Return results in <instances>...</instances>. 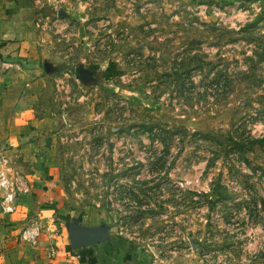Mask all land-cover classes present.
I'll use <instances>...</instances> for the list:
<instances>
[{
    "label": "rangeland",
    "instance_id": "obj_1",
    "mask_svg": "<svg viewBox=\"0 0 264 264\" xmlns=\"http://www.w3.org/2000/svg\"><path fill=\"white\" fill-rule=\"evenodd\" d=\"M20 1L69 220L146 264H264V0Z\"/></svg>",
    "mask_w": 264,
    "mask_h": 264
},
{
    "label": "crops",
    "instance_id": "obj_2",
    "mask_svg": "<svg viewBox=\"0 0 264 264\" xmlns=\"http://www.w3.org/2000/svg\"><path fill=\"white\" fill-rule=\"evenodd\" d=\"M43 41L33 9L0 0V155L21 177L16 212L0 205V264H146L126 242L106 238L80 213L69 220L62 207L51 145L60 116L41 107L50 68Z\"/></svg>",
    "mask_w": 264,
    "mask_h": 264
},
{
    "label": "built area",
    "instance_id": "obj_3",
    "mask_svg": "<svg viewBox=\"0 0 264 264\" xmlns=\"http://www.w3.org/2000/svg\"><path fill=\"white\" fill-rule=\"evenodd\" d=\"M20 178L19 173L10 167L9 160L0 155V205L4 214H13L17 210ZM32 235L30 229L22 232L26 241L32 240ZM49 252L52 256L56 253L54 245H49Z\"/></svg>",
    "mask_w": 264,
    "mask_h": 264
},
{
    "label": "water",
    "instance_id": "obj_4",
    "mask_svg": "<svg viewBox=\"0 0 264 264\" xmlns=\"http://www.w3.org/2000/svg\"><path fill=\"white\" fill-rule=\"evenodd\" d=\"M78 75H79V77L84 78V79L88 77L86 71H84V70H79Z\"/></svg>",
    "mask_w": 264,
    "mask_h": 264
}]
</instances>
